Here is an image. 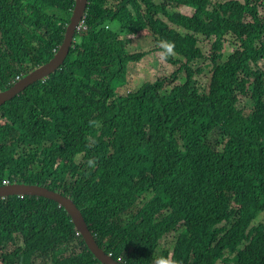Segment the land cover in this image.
Wrapping results in <instances>:
<instances>
[{
	"label": "trees",
	"instance_id": "16d2710c",
	"mask_svg": "<svg viewBox=\"0 0 264 264\" xmlns=\"http://www.w3.org/2000/svg\"><path fill=\"white\" fill-rule=\"evenodd\" d=\"M209 4L88 0L62 68L0 107V187L9 180L72 199L126 264L169 254L180 264H264V0ZM75 7L0 0L1 92L55 57ZM172 26L209 37L211 52L174 40ZM144 31L157 45L175 42L178 59L167 61L179 68L121 95L114 82L148 55L127 49ZM233 39L240 60L226 58ZM204 59L207 90L202 67L188 73ZM0 264L105 263L56 201L10 196L0 198Z\"/></svg>",
	"mask_w": 264,
	"mask_h": 264
},
{
	"label": "rangeland",
	"instance_id": "374dc122",
	"mask_svg": "<svg viewBox=\"0 0 264 264\" xmlns=\"http://www.w3.org/2000/svg\"><path fill=\"white\" fill-rule=\"evenodd\" d=\"M211 4L208 5L209 10L214 8H219V5L227 3L229 0H210ZM244 1V0H241ZM177 11L182 14L193 16L196 13L195 9L189 7H181ZM261 15L264 16V7H261ZM177 31L178 35L172 36L174 40L181 39L183 41H193L194 45L198 48H201L204 51V54H209L211 52V44L209 37H205L200 34L189 32L185 29L172 26ZM127 49L130 54L138 53H148L140 62L130 63L127 68V74L124 80H118L114 82V85L117 87V91L121 95H126L129 92L138 91L141 86L147 82H155L157 79L167 78L173 75V73L179 68V66H174L168 63L167 59L161 58L162 49L159 45L156 44L154 37L149 31L141 32L140 35L134 36L131 38V42L128 44ZM226 58L229 55H234L239 60L242 58L243 52L242 49L238 48V45H235V39L229 42L225 48ZM176 56V55H175ZM178 59V57H175ZM261 68L264 69V59L260 62ZM203 68V72L197 74V80L202 84L201 87L208 88L212 69L209 64L208 59L203 61L199 60L193 63L190 71L200 72ZM181 75L185 77V72ZM180 82V81H179ZM243 105H246V98L242 97ZM251 112V107H247V113ZM264 215L262 216V218ZM260 221V218H259ZM164 245H170L174 243V236L171 235L163 240ZM211 257V256H210Z\"/></svg>",
	"mask_w": 264,
	"mask_h": 264
},
{
	"label": "water",
	"instance_id": "95a60500",
	"mask_svg": "<svg viewBox=\"0 0 264 264\" xmlns=\"http://www.w3.org/2000/svg\"><path fill=\"white\" fill-rule=\"evenodd\" d=\"M87 5L88 0H76L75 11L71 19V23L68 26L65 40L59 51L56 53L55 57L46 64L34 68L24 77L16 81L11 87L8 88V90L0 92V107L23 92L30 84L38 80H42L51 75V73L62 68L73 46L78 27L81 25L83 18L85 17ZM10 196H17L21 198L29 196L56 201L58 205L63 207L68 215L71 216L76 229L82 235L87 246L97 258H99L105 264H126L113 258V256L98 243L81 211L77 208L72 199L63 196L57 191L39 185H29L23 183H14L0 187V198H6Z\"/></svg>",
	"mask_w": 264,
	"mask_h": 264
},
{
	"label": "clouds",
	"instance_id": "9594fccd",
	"mask_svg": "<svg viewBox=\"0 0 264 264\" xmlns=\"http://www.w3.org/2000/svg\"><path fill=\"white\" fill-rule=\"evenodd\" d=\"M82 24H83V21H82L81 25L78 27V29L81 26H83ZM159 46L162 49V53H161V58L162 59H165L166 60L168 57L175 55V42H173V41H161L160 44H159ZM90 123H92V122H90ZM89 166L94 167L95 166L94 161H91L90 160L89 161ZM5 181H6L7 184L6 183H3V186L10 185L11 184V183H9V180H5ZM108 253L113 256V254L111 252H108ZM117 260H119V259H117ZM119 261H121V260H119ZM121 262H123V261H121ZM154 264H180V262L177 261V260H175L173 258V256L171 254H169L167 257H164V256L156 257L155 258V261H154Z\"/></svg>",
	"mask_w": 264,
	"mask_h": 264
},
{
	"label": "built area",
	"instance_id": "2783aa9c",
	"mask_svg": "<svg viewBox=\"0 0 264 264\" xmlns=\"http://www.w3.org/2000/svg\"><path fill=\"white\" fill-rule=\"evenodd\" d=\"M4 183H6V181H5ZM6 184H7V183H6Z\"/></svg>",
	"mask_w": 264,
	"mask_h": 264
}]
</instances>
